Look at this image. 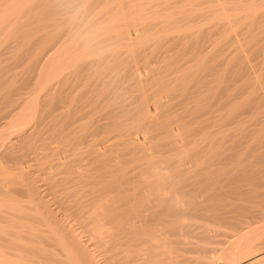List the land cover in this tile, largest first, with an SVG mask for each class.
<instances>
[{"label": "bare ground", "instance_id": "bare-ground-1", "mask_svg": "<svg viewBox=\"0 0 264 264\" xmlns=\"http://www.w3.org/2000/svg\"><path fill=\"white\" fill-rule=\"evenodd\" d=\"M220 1H217L220 6L208 9L202 16L201 24L209 25L199 26L198 21L194 26L190 24L192 15L185 16L184 11H192L197 3L195 0H0V84H3L2 76L10 71L8 77L20 75L26 79L19 87L20 80L14 85L17 88H13L16 91L13 94L18 98L5 99L6 93L0 97V130L7 127L11 133L5 130L9 136L0 143V264H100L99 253L110 264H264V183L253 180L248 183L251 179L243 178L248 175H243L245 173L240 169L210 168L208 160L212 155L218 156L211 151V142L203 144L204 147L198 140L187 143L195 149L192 152H204L202 156L193 158L194 152L184 150L185 143L181 146L175 144L178 137H190L191 134L187 133L190 124L187 122V132L182 130L184 126L179 122L174 130L170 125L172 120L164 122L160 117L162 114H159L162 110L165 111L164 117L168 111L171 114V104L182 103L185 106L178 105L177 108L185 107L187 110L188 104L184 100H188L192 107L204 105L202 109L208 110L207 114L212 110L216 112L217 108H207L208 105L202 101L209 99L205 100L206 103L212 102L219 98V94L211 93L210 84L205 85L207 88L203 86V90L198 85L211 82L208 77L216 83L217 92L227 95V67L220 66L224 60L220 62L219 59L223 57L226 60L228 56L224 57L223 53L219 57L217 65L222 69L217 71L214 58L219 55H206L207 51L203 52L205 49L202 51L201 48L209 26L219 25L213 28V36L222 40L226 37L224 41H228L235 39L236 34L234 36L230 32L237 27L235 21H239L240 33L244 35H239L242 38L237 36V39L244 40L243 45L247 48L252 42L260 49L259 54L254 55H245L252 50H243L241 55L245 57L241 56L242 61L246 58L260 63V66L264 64V0ZM209 2H202L206 9ZM197 5H200L199 1ZM182 10L184 15L180 14ZM234 23L236 27L232 26ZM228 27L233 29L230 31ZM218 28L222 35L218 34ZM161 29V33H167L154 37ZM180 30H186V33L181 34ZM148 31H151L153 39L146 34ZM173 31L176 33H171ZM184 39L193 40L191 47L196 50L191 52L188 49L190 55L186 50H180L185 42H190ZM168 43L174 52L168 54V58L160 59L165 61L162 66L156 64L154 59L157 57L152 58V62L148 60L147 49L152 47L157 51L160 48L157 56L161 58L162 54L166 55L161 52L165 51L163 45L167 47ZM215 44L217 46L218 42ZM222 48L226 50L229 47ZM3 52H7L6 55L14 52L17 57L4 65L1 59ZM136 56H142L143 65L139 68L134 61ZM193 57L204 62L205 68L200 71L194 66L195 70L180 72L179 68ZM146 64L159 67L152 68ZM34 73L36 76H32ZM26 76L33 77L34 81L38 77V88L26 87L35 90V94L34 98H26L25 95L23 100L21 93H29V90L23 92L22 89L26 84L31 85L33 80ZM149 84L157 86V89L152 88L155 91L149 92L148 86V89L142 86ZM176 84L182 87L180 92ZM133 86L136 90L139 87L138 92L128 96L127 92ZM164 96L169 102L160 101ZM124 100H129L132 108L124 106L131 113L127 119L121 120L117 117H122L123 113L115 118L112 112ZM226 102H222L223 106L219 102L217 106L224 107ZM92 109L106 110V119L99 114L96 116V113L95 117L92 116L97 112ZM172 114L177 115L175 111ZM195 114H190V117ZM87 115L94 117L96 122L92 120L91 124V119L82 121ZM184 115L178 114L185 120L188 117ZM157 117L160 120L157 121ZM100 118L104 122L98 123ZM191 118L195 119L194 116ZM159 121L165 124H162L165 135L152 130ZM210 128H206V132L203 130V139L213 137L214 130ZM145 130H152L162 137L156 139L152 132L151 138L156 140L150 142L151 139L146 138L147 135L150 137L149 132L143 135ZM101 133L107 138L110 135L114 138V134L120 136L117 141L121 138L129 141L138 135L150 143L135 137L133 144L129 142L131 149L123 151L126 145L118 144L124 147L121 150L120 146L113 145L116 141L111 138L108 139L111 144L107 145L105 138L102 141ZM101 143H104L105 151H101ZM79 145H87L89 150L85 146L87 151L82 147L78 152ZM165 148L171 154L164 157L162 152L158 158V153ZM40 149L49 150L51 154ZM72 150L79 153V158L87 156L82 159L86 162L77 161V155V160L70 159V155L75 153ZM135 150L139 151L138 156L144 153L149 158L141 155L143 159L139 161L146 159V162L139 171L137 169L138 172L136 169L129 172L130 169L125 167L122 170L127 169L128 173L122 171L120 157L131 152L126 159L135 158ZM132 158L134 163L126 160L128 164H139ZM186 159L192 160L189 168L183 164ZM75 161L82 164L77 166ZM238 163L242 164L234 162ZM237 171L241 172L240 177V173L233 176Z\"/></svg>", "mask_w": 264, "mask_h": 264}, {"label": "rangeland", "instance_id": "rangeland-1", "mask_svg": "<svg viewBox=\"0 0 264 264\" xmlns=\"http://www.w3.org/2000/svg\"><path fill=\"white\" fill-rule=\"evenodd\" d=\"M196 1H197V3H198V1H199V4L200 5H197V3H196ZM203 3L205 2H211L212 0H201ZM215 1V0H214ZM217 1H219L220 3H221V1L220 0H216V2H209V3H207V5L209 4V6L207 7V9H206V6H203L204 4L202 3V2H200V0H195V6H194V8H193V10L194 9H196V8H198V10L196 11V12H198V11H201V12H199L200 14H196V12L195 11H193L192 9V11H184V14H185V16H189V15H192V19H191V22H190V24H197V22H198V24H199V26L200 25H206V24H201L202 22H203V20H202V16H203V14H205L206 13V11L208 10V9H215V8H217L218 6H220L219 5V2H217ZM213 3V4H212ZM216 3V4H215ZM178 4H180V3H178ZM182 4V3H181ZM196 5H197V7H196ZM199 6V7H198ZM204 7V8H203ZM202 10H204V12H202ZM181 12V11H180ZM179 12V13H180ZM186 13H190V14H186ZM192 13V14H191ZM181 15L183 14V10H182V13H180ZM183 14V15H184ZM177 15H179V14H176L175 16H177ZM178 17V16H177ZM180 17V16H179ZM195 20V22L193 23V21ZM217 22V21H216ZM214 23V22H213ZM235 23H237V27L235 26ZM235 23H234V25L232 24V26H235L236 28H238V29H236V28H234L235 30H232L233 29V27H231V29H230V34H233L234 36H235V34H236V36H235V39L234 38H230V40L229 39H227L228 41H224V39H226V37L225 38H223L224 36H222V38H223V40L222 39H219L216 35L215 36H213V31L219 26V25H217V27H214V26H209V27H211V28H209L208 27V29L206 28V32L204 33L205 35H204V46H202L201 45V48H203L202 49V51L203 52H206L207 51V53H205L206 55H210L211 56V54L213 55V57H215V56H218V58H214V59H216L217 60V62L215 63L214 62V66H216V67H214V69L215 68H218L217 69V71L219 70V69H222V67L225 65V68H226V75H227V77H226V82H227V95H225L224 93H223V95L221 94V92L220 91H218L217 92V90H219V88H216L215 86H217V85H215L216 83L215 82H213L212 81V77H208V80H210L211 82H209L208 84L206 83L205 84V82L204 83H200V84H198V85H201V86H199L202 90L204 89V87H206V86H208L209 84H210V90H211V93H214L215 95H217V94H219V98H216V100H212V102H207L206 103V101L205 100H208L209 101V99H204V101H202V102H204V104H206V105H208L207 106V108H211V107H214V108H217V111L216 112H213V110L212 109H210V110H212L211 112L209 111V113L207 114L206 112L208 111H204V109H202L203 107H204V105H203V107L201 106H196L195 107V105H194V107H192V106H190L191 104H190V102L188 101V100H184V102H186L187 104H188V109L187 110H185V107H182V109H181V107H179V108H177L178 107V105L179 106H185V105H183L182 103H180V104H171L172 102H170V104L173 106H170V104H169V106L171 107V110H170V112H171V114H169V111L168 112H166V116H168V115H170V116H168V118H165L164 117V115H165V111L164 110H162V113H159V114H162V116H160L161 117V119L162 120H164V122L165 121H170L171 122V120H172V123L170 124L172 127H174V130L177 128L176 126H175V124H177L178 122H179V124L180 125H183L184 127V129H182L183 131H185L186 130V128H187V124L189 123L190 125L188 126V132H187V130H186V132L188 133V134H191L190 135V137H188V138H184V137H181V138H177V140L175 141V144L177 145V143H178V145L177 146H181V145H184V143H185V145L183 146L184 147V150L186 151V150H190L189 152L191 153L192 152V150H195V149H193V147H191L190 148V144L194 141V140H198V142H200V145L202 144V147H204V145L203 144H208V142H211L212 144H211V147H213L212 149H211V151H215V153H216V155H218V156H213L212 155V157H211V159L210 160H208V162H207V164H208V166H210V168H212V169H214L215 170V168H216V170H218V168L219 169H224V170H226L227 168H228V170H226V171H231L232 169H240L241 170V172H243V173H245V174H243V175H248V177L247 176H242L243 178L244 177H246V179H251V180H249L248 181V183H250L252 180L253 181H261V182H263L264 183V155L262 156V154H264V98H262V97H264V74H263V72H264V64H261V66H260V63H255L256 61H252L251 60V62L250 61H247V59L245 58V61H242V57L244 58L245 56L243 55H241L242 54V52H244V51H248V50H252V51H249L248 53H243V54H245V55H254V54H259V52H260V49L258 48V46L256 47V46H254V45H257V44H254V43H252L251 42V46L250 47H246V46H244L243 44L245 43V41L244 40H242V39H237V36L238 37H240V38H242V36H239V35H244V33L242 32V33H240V27L241 26H239L240 25V22L238 21V22H236L235 21ZM210 24V23H209ZM209 24H207V25H209ZM206 25V26H207ZM213 25H215V24H213ZM242 25V24H241ZM195 26V25H194ZM198 26V25H197ZM205 26V27H206ZM196 28V27H195ZM213 28H215L214 30H213ZM221 28V27H220ZM220 28H218V31H219V33L218 34H220ZM192 29H194V28H192ZM228 29V30H229ZM212 30V31H211ZM222 30V29H221ZM227 30V31H228ZM151 31H153V30H151ZM151 31H148V33H146V34H148L149 35V37H152V39L155 37V36H162V35H165L166 33H167V31H163L162 33H161V31H162V29L161 30H154V33H155V31H156V34L154 35V37L153 36H151L150 34L151 33H149V32H151ZM234 32H239V34L237 35V33H234ZM171 33H176L175 31H173V32H171ZM170 33V34H171ZM179 33H181V34H184V33H186V30H180V32ZM214 34H215V32H214ZM217 34V35H218ZM230 34H228L227 35V38L230 36ZM147 35V36H148ZM220 35H222V34H220ZM220 35H218L219 37H221ZM232 35V36H233ZM146 37V36H145ZM149 37H146L147 38V40H150V41H152V39H149ZM214 38V39H213ZM216 38H218L219 39V41L221 40L222 42L220 43L219 41H215V39ZM243 38H244V36H243ZM213 39V40H212ZM218 39H216V40H218ZM185 41H190V42H185V41H183V42H185L184 43V45H185V47H183L184 45H182L181 47H180V50H181V48L183 49V50H186V52L187 51H189L188 49H190V51L191 52H195V50H196V48H193V47H191L192 46V43H193V40L192 39H189V40H187V39H184ZM192 40V41H191ZM239 40H242V41H239ZM246 40V39H245ZM149 41V42H150ZM253 41V40H252ZM255 41V40H254ZM216 42H218V45L216 46ZM230 45H228L227 43ZM242 42V43H241ZM209 43H210V45H209ZM221 44V46H219L220 44ZM170 43H168V46L166 47V44L165 45H163V46H165V51H161L162 53H166V55L165 54H162V53H158V55H164V56H162L161 55V58H160V56H157V52H159V49L157 50V51H155V50H153L152 49V47H150V49H147L148 50V54H147V57H148V60L150 61V62H152V58H156L157 57V59H154V60H156V64H159V66H162L163 65V63H165V61H163L162 60V62H161V60L160 59H166V58H168L167 57V55L168 54H172L173 52H174V50H173V47L172 48H170L169 45ZM187 44V45H186ZM225 45H227V46H225ZM237 45H239L238 47L239 48H236L237 47ZM161 47V48H164V47ZM207 46H209V47H207ZM234 46H236V47H234ZM191 47V48H190ZM221 47H225V48H227V47H229L228 49H224V48H222L221 49ZM244 47V48H243ZM192 48L194 49V51H192ZM166 49L167 50H169V49H171V50H169V52L168 51H166ZM177 49V51L179 50V48H176ZM210 49V50H209ZM219 51H218V50ZM242 49V50H241ZM153 50V51H152ZM214 50V51H213ZM240 51V52H238V51ZM244 50V51H243ZM173 51V52H172ZM210 51V52H209ZM229 53H228V52ZM203 52L201 53V54H203ZM209 52V53H208ZM212 52V53H211ZM6 53L7 52H3L2 53V60H3V64L4 65H6L7 63H12V61H13V59L15 60V58L17 57L16 56V54L14 53V52H8V55H6ZM154 53H155V55H154ZM189 55H190V52H187ZM214 53H215V56H214ZM224 53V57L227 55L228 57V59H226V60H228L227 62V64H226V60H225V58L224 59H222L223 57L221 56L222 54ZM5 54V55H4ZM187 54V55H188ZM19 55V54H18ZM168 56H170V55H168ZM231 56H232V58H231ZM234 56V57H233ZM242 56V57H241ZM0 57H1V54H0ZM3 57H5V58H3ZM139 57V59L138 60H136L137 58ZM136 56V59L134 60L135 61V64H136V66L139 68L141 65H143V61L141 60V58H142V56ZM166 57V58H165ZM183 57H185V56H183ZM219 57H222V58H220L219 59ZM247 57V56H246ZM158 58H159V61H158ZM189 58V57H188ZM236 58H238V60L236 59ZM218 59L220 60V62L222 61L223 62V60H224V62H225V64H224V62H223V64H220V66H222V67H220L219 65H217L218 63H219V61H218ZM189 60V61H188ZM186 62H185V64L181 67V68H179L178 70L180 71V72H182L183 70H185V71H187V70H195V69H193V67L194 66H196L197 67V69H199L200 71L202 70V68L204 69L205 68V63L203 62L202 63V61L200 60V59H198V57H193L192 59H188ZM215 60V61H216ZM230 60V61H229ZM232 60H235V61H232ZM240 61V62H239ZM190 62V63H189ZM229 62L231 63V64H229ZM247 62H250V64L248 65L247 64ZM252 62H253V64H252ZM154 63V62H153ZM160 63H162V64H160ZM186 63H187V65H186ZM190 65H189V64ZM200 65H199V64ZM202 63V64H201ZM255 63V64H254ZM150 64V63H149ZM149 64H146V66H151L152 68H158L159 66H157L156 64H155V66H152V65H149ZM152 64V63H151ZM154 65V64H153ZM186 65V66H185ZM254 65V66H253ZM190 66V68H188ZM218 66V67H217ZM258 66V67H257ZM260 66V67H259ZM263 66V67H262ZM187 67V68H186ZM182 68H184V69H182ZM250 68V69H249ZM255 68H256V70H255ZM259 68V69H258ZM187 69V70H186ZM236 69V70H235ZM252 69V70H251ZM177 71V70H176ZM178 71V72H179ZM220 71H222V70H220ZM252 71V72H251ZM260 74V75H258V74ZM9 74H11V71L10 72H6L5 73V75L4 76H2V83L3 84H0V97H1V95L3 94L4 96H5V93H6V95L8 96H5L4 98L5 99H11V98H16L17 96L15 95V94H13V93H15L16 91L13 89V88H17V85L16 86H14L15 84H17L18 82H19V80H20V82H19V84H18V87L22 84V81H26V79L25 80H23V78L24 77H22L21 78V76L20 75H17V76H15V77H8L9 76ZM6 75H7V77H6ZM173 75H174V73H173ZM253 75V76H252ZM259 77H258V76ZM29 76V75H28ZM28 76H26V77H28ZM32 76H36V74L34 73ZM6 78V79H5ZM17 78H18V80H17ZM22 80H21V79ZM31 77H28L27 79H30ZM33 78V77H32ZM32 78H31V80H32ZM36 78V77H35ZM4 79H5V81H4ZM37 80L39 79L38 77L36 78ZM6 80H8V81H6ZM31 80H28L27 82H31ZM35 79L33 78V80H32V82L30 83L31 85H28L27 86V84H26V86H25V88L26 87H35V88H33V89H37L38 88V85H37V83L38 82H36V81H34ZM17 81V82H16ZM230 81V82H229ZM6 82H7V84H6ZM9 82H10V84H9ZM36 82V83H35ZM232 82V83H231ZM28 83V84H29ZM35 83V84H34ZM127 83V82H126ZM215 83V84H214ZM5 84V85H4ZM9 84V85H8ZM12 84V85H11ZM33 84H34V86H33ZM124 83H122L121 85H123ZM204 84V85H203ZM37 85V86H36ZM206 85V86H205ZM214 85V86H213ZM2 86H4L3 88H5V90L4 89H2ZM143 87H144V89H148L149 88V92H154L156 89H157V86H151L150 84L149 85H146V86H144V85H142ZM147 86H148V88H147ZM176 86L178 87L179 86V84H176ZM204 86V87H203ZM9 87V88H8ZM135 86H133V87H131L129 90L131 91V90H135V91H129V93L127 92V94H128V96H134V95H132V94H136L137 92H138V88H137V90L134 88ZM137 87V86H136ZM237 87V88H236ZM10 88H12V89H10ZM23 88L22 90H23V92L25 91V90H27L28 88ZM152 88L154 89L155 88V90H152ZM182 87L181 86H179L178 87V92H180L182 89H181ZM207 88V87H206ZM216 89V90H215ZM262 89V90H261ZM21 90V89H20ZM21 90V91H22ZM29 91V93H32V92H34L33 94H32V96H31V94L29 95V93H27V91H25L24 92V94L23 93H21V95L23 96L22 97V99L23 98H25V95L27 96L26 98H28V97H33L34 96V94H35V90H33L32 91V88L31 89H28ZM32 92H31V91ZM8 91V92H7ZM77 91V90H76ZM229 91V92H228ZM133 92H135V93H133ZM74 95H75V90H74ZM211 93H210V95H211ZM217 93V94H216ZM11 95V96H10ZM29 95V96H28ZM221 95V96H220ZM16 96V97H15ZM127 96V97H128ZM7 97V98H6ZM254 97V98H253ZM18 98V97H17ZM21 98V97H20ZM34 98V97H33ZM164 98V100H161L160 99V101H168V97H166V96H164L163 97ZM227 98V99H226ZM253 98V99H252ZM21 99V100H22ZM31 99V98H30ZM126 100H127V98H125ZM167 99V100H166ZM225 99L227 100V102L225 101ZM256 99V100H255ZM260 99V100H259ZM24 100V99H23ZM123 100V99H122ZM126 100H124L123 102L124 103H121V102H119V104H117V109L119 110V112L117 113V109L116 110H114L113 112H112V114L113 113H115V118H116V116H118V114H120V112L121 113H123V114H121V116L122 117H117L118 119H120L121 118V120H124V119H127L130 115H128V114H130L131 113V111L129 110V109H131L132 107V103L131 102H128L129 100L131 101V99H129L128 101H126ZM190 100V99H189ZM224 100V101H223ZM233 100V101H232ZM248 100V101H247ZM215 101H217V102H215ZM169 102V101H168ZM213 102H215V104H213ZM219 102H221L220 104H219ZM222 102H226V105H224V107H222L223 106V103ZM128 103L130 104V105H128ZM193 103V102H192ZM210 103H212V105L210 104ZM190 104V105H189ZM222 105V106H217V105ZM119 105V106H118ZM129 106L130 108L128 109L127 107H126V109H125V107L124 106ZM175 110H174V109ZM86 109H87V107H86ZM125 109V110H124ZM221 110V112H220V110ZM91 110V109H90ZM89 110V111H90ZM92 110H95V111H97V112H89V114L90 113H93V115L92 116H94L95 117V115L96 116H98V114L99 115H101L102 117L101 118H104L105 117V119H106V116H107V114L106 115H104V113H105V111H102V110H99V109H92ZM122 110V111H121ZM128 110V111H127ZM100 111H102V113L103 114H101V112ZM128 113H127V112ZM173 111H175V113L177 114V115H173L172 113H173ZM224 111V112H223ZM96 113V114H95ZM124 113H126V114H124ZM192 113H196L195 115H193L194 116V118L196 119V120H198V122L196 123L195 121V119L193 120V118H191V117H193V116H191L190 117V114H192ZM200 113V114H199ZM210 113H213V114H210ZM220 114V116H219V114ZM95 114V115H94ZM178 114H182V117H183V114H186V115H184V116H186V117H188L187 119H185L184 120V118H182V117H180V116H178ZM216 114V115H215ZM91 115L89 116V115H87L86 116V118L85 119H87V120H85V119H83L82 121H85V122H89V120L91 119V124H92V120H94L93 122H96L95 121V119H94V117L93 118H89V117H91ZM109 115V117L111 118V119H113L114 118V116H112V115H110V114H108ZM125 115H127V116H125ZM158 115V114H157ZM196 115H199L200 117H196ZM206 115V116H205ZM212 115V116H211ZM124 116V117H123ZM160 117L158 118H156L157 119V121L158 120H160ZM178 117L181 119H178ZM203 117V118H202ZM236 117V118H235ZM100 118V119H101ZM108 118V117H107ZM189 118L191 119V120H189ZM198 118V119H197ZM201 118V119H200ZM208 118V119H207ZM7 119H9V118H7ZM166 119H168V120H166ZM176 119H178V120H176ZM108 120H110V119H108ZM107 120V121H108ZM183 120H184V122H183ZM206 120V121H205ZM208 120V121H207ZM214 120V121H213ZM240 120V121H239ZM255 120V121H254ZM257 120V121H256ZM33 120H31V122H32ZM82 121H80V123H82ZM104 122V119L102 120H97V122L99 123V122ZM34 122V121H33ZM164 122H162L161 124H160V121L155 125V127L152 129L154 132H156V133H158V132H161L160 134L161 135H165L166 133L164 132V127H163V125H165L164 124ZM185 122H186V124H185ZM188 122V123H187ZM195 122V123H194ZM230 122V123H229ZM200 125H199V124ZM163 124V125H162ZM194 124V125H193ZM195 124H196V126H195ZM258 124V125H257ZM160 125H162L161 127H160ZM186 126V127H185ZM235 126V127H234ZM158 128L156 131H155V128ZM168 127H169V125H168ZM209 127H211L213 130H211V128H210V130L211 131H213L214 132V134H213V137H211V138H206V139H203V135H204V133L206 132V130H209ZM215 127V128H214ZM217 127H218V129H217ZM263 127V128H262ZM6 129H4V131H3V129L1 128V130H0V143L2 142V141H4L5 140V137L7 138L8 136H9V134L8 133H10V131L7 129V127H5ZM200 128V129H199ZM207 128V129H206ZM112 129V128H111ZM111 129H109L110 131H111ZM193 129H195L194 131H192ZM206 129V130H205ZM215 129H217V130H215ZM219 129H220V131H219ZM5 130H7V131H9L8 133L5 131ZM152 130H150V132H149V130L147 131V130H145V133L143 132V135H147V132H149V136L150 137H148V135L146 136V138L147 139H151V141L150 142H152V140H153V142H155L154 140H156V139H158V138H161L160 137V135H158V134H156V133H154ZM205 132H204V131ZM255 130V131H254ZM114 132H115V130H113ZM3 132V133H2ZM6 132V133H5ZM103 133H104V131H102ZM106 132H108V133H110L109 131H107L106 130ZM152 132L156 135V136H153V137H155V138H151V136H152ZM178 132V131H177ZM197 134H196V133ZM201 132V133H200ZM210 132V131H209ZM103 133H101V134H99V135H102V141H103V139L105 138L106 140L105 141H107V142H104V143H106L107 145L109 144H111V140L110 141H108V139L109 138H111V135L109 136V138H107L106 136H104V134ZM107 133V134H108ZM116 133V132H115ZM211 133V132H210ZM242 133V134H241ZM255 133V134H254ZM2 134V135H1ZM4 134H8V135H6V136H4ZM11 134V133H10ZM46 134V133H45ZM106 133H105V135H107ZM142 134V133H141ZM194 134L196 135V137L194 136ZM13 135V134H12ZM12 135H10V136H12ZM113 135V134H112ZM142 135V136H143ZM4 136V137H3ZM104 136V137H103ZM108 136V135H107ZM114 136V138H111V139H114V142H115V144H113V145H118V144H124V145H126V147H125V149L123 150L122 148H124V147H122L121 145H118V147L120 146L121 148H119V149H121V150H123V151H125V150H128V148L129 149H131V147H132V145H129V142H130V144H133V142H134V140L135 139H137V138H135V137H138V135L136 136L135 135V137L134 136H132L130 139H129V141L127 140V139H123V141L125 142V140H127L125 143H121V142H123L122 141V138H121V140H118L117 141V139H120L119 137L120 136H116L115 134L113 135ZM201 136V137H200ZM210 136V135H209ZM212 136V135H211ZM222 136V137H221ZM48 137H49V135H48ZM97 137H99L100 138V136H97ZM139 137H141V136H139ZM138 137V138H139ZM194 139H193V138ZM199 137V138H198ZM142 139H144L143 141L146 143V142H148V144L150 143L149 142V140L147 141V139L145 138V137H141ZM49 140H50V138H48ZM116 139V140H115ZM132 139H133V141H132ZM202 139V140H201ZM101 140V139H100ZM100 140H98L97 139V141H100ZM131 140V141H130ZM46 141H48L47 140V136H46ZM102 141H100V142H102ZM113 141V140H112ZM138 141V140H137ZM182 141V142H181ZM87 142V141H86ZM86 142H84V144H86ZM109 142V143H108ZM113 142V143H114ZM118 142V143H117ZM136 142V141H135ZM237 142H239V143H237ZM259 142V143H258ZM104 143H101V145H100V147L102 146V144H104ZM117 143V144H116ZM181 143V144H180ZM187 143H190L189 145L187 144ZM248 143V144H247ZM250 143V144H249ZM252 143V144H251ZM261 143V144H260ZM83 143H82V145H84ZM128 144V145H127ZM112 145V146H113ZM123 145V146H124ZM147 145V144H146ZM188 147H187V146ZM248 145H250V147H248ZM85 146H87V145H85ZM85 146H82L83 147V149H85V150H83V151H87V150H89V147L87 146L86 148H87V150H86V148H85ZM112 146H108V147H110V149H114ZM131 146V147H130ZM235 146H237V147H235ZM79 147H81L80 145H79ZM82 147L81 148H79L78 149V147L76 146V148L78 149V150H76V151H80V149H82ZM104 147H105V145H103L102 147H101V151H105L104 150ZM108 147H106L107 148V150L109 149ZM116 147V146H115ZM117 147V148H118ZM201 147V146H200ZM199 146H197V148H200ZM214 147H217V148H214ZM219 147V148H218ZM242 147V148H241ZM75 148V147H74ZM73 148V149H74ZM188 148H190V149H188ZM238 148V149H237ZM254 148V149H253ZM262 149V150H258V149ZM109 149V150H110ZM216 149H217V151H216ZM223 149L225 150V149H227V150H225V151H227V152H222L221 153V150L223 151ZM230 149V150H229ZM231 149H233L232 151H231ZM242 149V150H241ZM257 149V150H256ZM44 149H40V151H43ZM163 150H165V151H167L166 150V148L165 149H163ZM253 150V151H252ZM47 151V153L49 154H51V151H49V150H44V152H46ZM49 151V152H48ZM75 151V150H74ZM73 150H72V152H74ZM76 151H75V153H72L71 155H70V159H76L75 157H76V155L78 156L79 155V153L77 154L76 153ZM82 151V152H83ZM165 151H162V149H161V152H159L158 154V158H159V156L161 157L162 155L165 157H167L168 155H170L171 154V151L169 152V150L167 151V152H165ZM249 151H251V152H249ZM81 152V151H80ZM136 152V153H135ZM135 152H134V155H133V157L134 156H136V157H139L140 159H138V158H132V156L130 157V159L129 158H127L126 159V157L128 156H130V155H128L129 153L131 154V152H129L127 155H125L126 157H120L119 159H120V162L121 161H123V162H121V170H122V168H129L130 170H129V172L130 171H132V170H134L135 171V169H136V172H138L139 170H140V168L142 167V165L146 162V159H148L149 158V156H146L144 153H141V154H139L140 156H138V153H139V151H137V150H135ZM162 152H164V153H162ZM194 152V154H193V158L195 157V156H200L201 155V153H203L204 154V152H199V151H193ZM192 152V153H193ZM195 152H198V153H195ZM232 152V153H231ZM242 152H244L245 153V155H243L244 153H242ZM246 152H249V153H246ZM253 152H254V154H253ZM257 152H259V153H257ZM260 152L262 153V154H260ZM161 153H162V155H161ZM165 153H167V154H165ZM218 153H221L222 154V156L223 155H225L224 157H223V159L225 160H223L222 161V156H221V158H220V155L218 154ZM225 153V154H224ZM239 153H240V155H239ZM49 154V155H50ZM82 154H84V152L82 153ZM133 154V153H132ZM202 154V155H203ZM213 154V153H212ZM141 155H142V157H147L146 159H145V161H139V160H141V159H143L142 157H141ZM157 155V154H156ZM201 155V156H202ZM215 155V154H214ZM230 155H232V156H230ZM237 155H238V157H237ZM256 155H259L258 157H256ZM247 156V157H246ZM255 156V157H254ZM80 156H78L77 157V161H79V159H80V162H86V160H83L82 161V159L84 158V157H87V156H85V155H81V158H79ZM89 157V156H88ZM214 157V158H213ZM218 157V158H217ZM244 157H246V158H244ZM261 157L263 158V159H261ZM122 158H125V159H123L122 160ZM131 158L133 159V160H135L136 162L135 163H139V164H128L127 163V161L126 160H130V162L129 163H131V162H133L134 163V161H131ZM157 158V157H156ZM174 158H176V157H174ZM233 158V159H232ZM242 158H243V160H242ZM256 158V159H255ZM258 158V159H257ZM118 159V160H119ZM138 160V161H137ZM189 160H190V162H189ZM220 161H222V162H224V163H222V162H220ZM227 161V162H226ZM36 162V161H35ZM80 162H76L75 161V163L77 164V166L78 165H80V164H82V163H80ZM187 162V163H186ZM188 162H189V164H188ZM232 162V163H231ZM234 162H241L242 164H240V163H238V164H234ZM2 165H3V163L5 164V162H4V160H2ZM79 163V164H78ZM184 164V166L186 167V168H189V167H191V164H192V160L191 159H186L185 160V162L183 163ZM207 164H205V165H207ZM234 164V165H233ZM244 164V165H243ZM255 164V165H254ZM120 165V164H119ZM236 165V166H235ZM240 165H242L241 167H243V168H245V169H241V167H239ZM4 166V165H3ZM234 168H233V167ZM237 166H238V168H237ZM245 166V167H244ZM252 166V167H251ZM257 167V168H256ZM132 168V169H131ZM139 168V169H138ZM232 168V169H231ZM248 168H250V169H248ZM127 169L126 170H122V171H125V172H127L128 173V171H127ZM137 169H138V171H137ZM247 169V170H246ZM253 169V170H252ZM260 169V170H259ZM239 170V171H240ZM242 170H244V171H247V172H244V171H242ZM249 170V171H248ZM134 171L133 172H131L130 174H133L134 173ZM239 171H237L236 173H233V176L234 177H237L238 175V177H240L242 174H241V172H239ZM251 171L253 172V173H251ZM238 173H240V174H238ZM238 174V175H237ZM237 175V176H236ZM252 178H251V177ZM246 184H248L247 182H245ZM262 189H264V186H262ZM246 204H249V203H246ZM250 207L252 206V205H249ZM251 209H253V208H251ZM254 209H256V208H254ZM253 209V210H254ZM261 209V207H259L258 208V210H260ZM250 212V211H249ZM249 212L247 213V214H249ZM83 239H85V237H83ZM86 244V243H85ZM91 247V246H90ZM92 248V247H91ZM95 254H97V253H95ZM98 255V254H97ZM97 257V256H96ZM98 263H100V264H110V262L109 261H107L103 256H102V254H100L99 253V255H98Z\"/></svg>", "mask_w": 264, "mask_h": 264}]
</instances>
